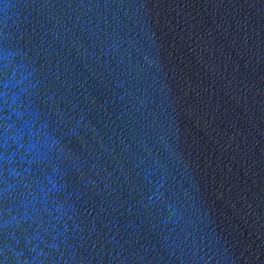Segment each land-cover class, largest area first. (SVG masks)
<instances>
[{"label": "water", "instance_id": "water-1", "mask_svg": "<svg viewBox=\"0 0 264 264\" xmlns=\"http://www.w3.org/2000/svg\"><path fill=\"white\" fill-rule=\"evenodd\" d=\"M0 264H264V0H0Z\"/></svg>", "mask_w": 264, "mask_h": 264}]
</instances>
